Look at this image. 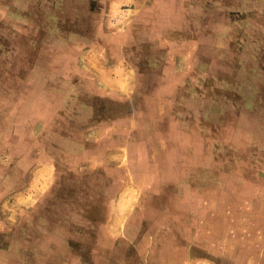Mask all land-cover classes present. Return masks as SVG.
Returning <instances> with one entry per match:
<instances>
[{"label":"rangeland","instance_id":"rangeland-1","mask_svg":"<svg viewBox=\"0 0 264 264\" xmlns=\"http://www.w3.org/2000/svg\"><path fill=\"white\" fill-rule=\"evenodd\" d=\"M0 264H264V0H0Z\"/></svg>","mask_w":264,"mask_h":264},{"label":"flooded vegetation","instance_id":"flooded-vegetation-1","mask_svg":"<svg viewBox=\"0 0 264 264\" xmlns=\"http://www.w3.org/2000/svg\"><path fill=\"white\" fill-rule=\"evenodd\" d=\"M152 71H151L152 74L155 73V72H158L157 69H154V68L152 69Z\"/></svg>","mask_w":264,"mask_h":264}]
</instances>
